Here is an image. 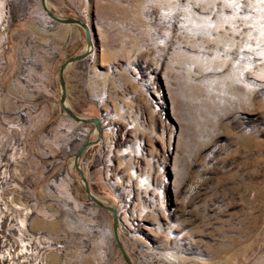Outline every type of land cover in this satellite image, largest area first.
I'll use <instances>...</instances> for the list:
<instances>
[{
  "label": "rangeland",
  "instance_id": "rangeland-1",
  "mask_svg": "<svg viewBox=\"0 0 264 264\" xmlns=\"http://www.w3.org/2000/svg\"><path fill=\"white\" fill-rule=\"evenodd\" d=\"M48 2L91 30L68 101L100 119L82 167L135 264H264V0ZM85 46L0 0V264H126L74 178L94 124L60 105Z\"/></svg>",
  "mask_w": 264,
  "mask_h": 264
},
{
  "label": "water",
  "instance_id": "water-1",
  "mask_svg": "<svg viewBox=\"0 0 264 264\" xmlns=\"http://www.w3.org/2000/svg\"><path fill=\"white\" fill-rule=\"evenodd\" d=\"M42 7L46 14L55 22L66 25H78L81 26L86 36L85 49L76 55L67 58L59 67V84H60V105L63 111L76 123L88 125L93 123L94 129L92 133H97V138L92 139L91 135L88 136L87 140L81 145L78 151L74 155L73 163L79 174V177H74L81 184L84 192L88 195L91 201L99 208L108 210L112 214V229L116 245L121 253V256L126 264H135L132 259L120 232V217L117 208L108 203L107 201L99 198L91 189L85 170L82 167V160L86 151L93 145L97 144L101 138V126L100 119L98 117H86L77 113L69 104L68 101V88L66 80V70L72 64L86 58L92 53L94 49L92 34L89 26L81 19L73 16H61L56 14L49 5L48 0H41Z\"/></svg>",
  "mask_w": 264,
  "mask_h": 264
}]
</instances>
